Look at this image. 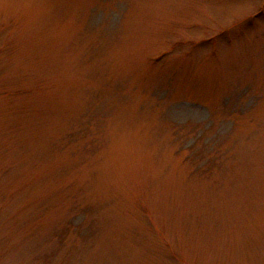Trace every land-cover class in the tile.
<instances>
[{"label": "rangeland", "instance_id": "1", "mask_svg": "<svg viewBox=\"0 0 264 264\" xmlns=\"http://www.w3.org/2000/svg\"><path fill=\"white\" fill-rule=\"evenodd\" d=\"M0 264H264V0H0Z\"/></svg>", "mask_w": 264, "mask_h": 264}]
</instances>
